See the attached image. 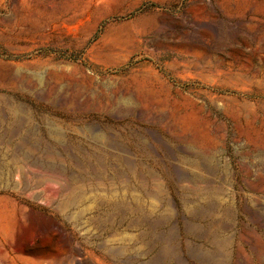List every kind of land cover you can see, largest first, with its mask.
<instances>
[{
	"label": "rangeland",
	"instance_id": "374dc122",
	"mask_svg": "<svg viewBox=\"0 0 264 264\" xmlns=\"http://www.w3.org/2000/svg\"><path fill=\"white\" fill-rule=\"evenodd\" d=\"M0 264H264V0H0Z\"/></svg>",
	"mask_w": 264,
	"mask_h": 264
}]
</instances>
